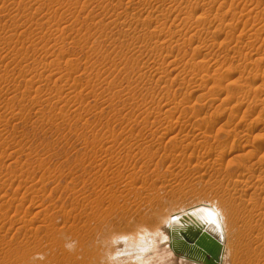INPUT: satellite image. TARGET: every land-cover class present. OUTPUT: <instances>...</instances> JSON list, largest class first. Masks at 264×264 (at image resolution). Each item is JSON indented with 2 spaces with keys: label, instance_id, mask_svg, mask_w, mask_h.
I'll list each match as a JSON object with an SVG mask.
<instances>
[{
  "label": "rangeland",
  "instance_id": "obj_1",
  "mask_svg": "<svg viewBox=\"0 0 264 264\" xmlns=\"http://www.w3.org/2000/svg\"><path fill=\"white\" fill-rule=\"evenodd\" d=\"M247 140L264 144V0H0V264H196L169 250L165 220L140 217L200 200L241 216L225 264H264ZM74 186L114 194L90 230L108 251L84 263ZM146 229L151 252L128 250Z\"/></svg>",
  "mask_w": 264,
  "mask_h": 264
},
{
  "label": "bare ground",
  "instance_id": "obj_2",
  "mask_svg": "<svg viewBox=\"0 0 264 264\" xmlns=\"http://www.w3.org/2000/svg\"><path fill=\"white\" fill-rule=\"evenodd\" d=\"M104 1V0H102ZM160 1V0H159ZM118 2V1H117ZM146 3V2H145ZM140 4V3H139ZM208 4V3H207ZM193 6V5H192ZM158 7V6H157ZM195 7V6H194ZM257 7V6H256ZM253 8V7H252ZM242 10V9H241ZM244 10V9H243ZM242 10V11H243ZM256 10V9H255ZM250 11V10H249ZM262 12V11H261ZM247 14V13H246ZM252 14V13H251ZM134 15V14H133ZM242 16V15H241ZM70 27V26H69ZM46 64V63H45ZM50 64V63H49ZM26 67V65H25ZM6 73V72H5ZM25 73V72H23ZM28 73V72H27ZM50 74V72H49ZM230 74V73H229ZM51 76V75H50ZM35 79V78H34ZM255 80V79H254ZM239 83V82H238ZM242 83V82H241ZM32 84V82H31ZM228 87L233 88L232 85H229ZM239 90V89H238ZM36 91V90H35ZM237 92V91H236ZM239 93V92H238ZM60 95V94H59ZM241 95V94H240ZM236 97V95H233ZM258 95L256 94V97ZM37 97V96H36ZM263 98V97H262ZM240 98L237 97L236 100L238 102H240L239 100ZM222 101V100H221ZM252 101V99H251ZM254 101V100H253ZM236 102V101H235ZM249 107H246L244 109V113H247V111H249ZM170 113V112H169ZM212 124V123H211ZM239 129L238 131H236V136L238 135H242L245 134V130ZM170 130V129H169ZM200 131H202V134L204 135L205 133H207L206 130H203L202 128L199 129ZM167 131V130H166ZM247 133V132H246ZM175 134V133H174ZM173 134V135H174ZM178 134V133H177ZM176 135V134H175ZM180 136V135H179ZM178 136V137H179ZM199 136V135H198ZM177 137V138H178ZM202 137V136H201ZM205 137V136H204ZM182 139V138H181ZM248 141V140H247ZM199 142V141H198ZM205 142V144L207 145V142L204 140L203 143ZM200 144V143H199ZM187 145V144H186ZM220 145H218L219 147ZM174 148V147H173ZM171 149V148H170ZM242 151H245V156H247V159H243L244 163H240V169H242V174L245 175L247 174V172L249 174H251L250 176H248V179H253L257 181V188L254 192L252 191V193L250 194L248 200L249 201H256L257 196H261L263 195L262 200H264V144L262 142H246V144L243 145V143L241 144V148ZM226 150V149H225ZM187 151V150H186ZM178 152V151H177ZM181 152V151H180ZM231 150L228 151V153H230ZM174 153V152H172ZM238 156V155H237ZM236 157V156H235ZM234 157V158H235ZM244 158V155L242 154V156H239ZM237 158V157H236ZM243 160H237L239 161H243ZM15 162V161H13ZM13 162H11V165L13 164ZM239 164V163H238ZM237 164V165H238ZM250 165V166H249ZM14 166V165H12ZM230 166V165H228ZM258 170V173L256 174L255 171ZM256 169V170H255ZM240 171V170H237ZM49 172V171H48ZM46 173V172H45ZM241 173V172H236ZM20 174V173H19ZM247 174V175H249ZM44 175V173H43ZM241 175V174H239ZM21 176V175H20ZM31 176V174H30ZM28 177V176H27ZM42 178V176H41ZM24 179V178H23ZM33 179V178H32ZM99 179V178H98ZM107 180V179H106ZM22 181V180H21ZM113 181V180H112ZM13 182V181H12ZM20 182V181H19ZM105 182V183H104ZM23 183V182H22ZM98 183L101 185L102 188L105 187V185L109 186L107 187V189L112 188L113 184H111L112 182L104 181L102 178L99 179ZM254 182H252L253 184ZM256 183V182H255ZM19 184V183H18ZM21 184V182H20ZM24 184V183H23ZM105 184V185H104ZM76 185V184H75ZM254 185V184H253ZM38 186V185H37ZM19 187V185H18ZM64 187V186H63ZM28 189V188H27ZM31 189V188H29ZM74 194H78V196L81 198L79 199H73L72 203V208H73V212H72V218L73 219V223L75 221H79V222H83V228L81 226H75V228H73V237L77 242H80L78 244V246H76L75 250H74V258L75 260L79 261L80 263L83 262L81 260L82 253H85L86 251H90L93 254L95 253H99L101 255H103L105 252H107V248L103 247L101 245V247L98 248V246L93 245L94 243V238L93 237H103L101 234L97 235L96 233H90V230L92 228V221L95 219L96 217V213L97 211H99V207H101L104 202H105V198L106 197H110L113 196L112 194H108L109 192H107L108 196H102V199L98 197V195H100L101 193L98 191L93 190L92 193H96L97 196H91V194H87L85 191V188H77V186H74ZM83 189V190H82ZM72 190V188H71ZM28 191V190H27ZM88 191V190H87ZM245 192V191H244ZM105 193V192H104ZM111 193V191H110ZM106 195V194H105ZM243 196V191L241 192V195ZM75 197V196H74ZM8 198V197H7ZM14 198V197H13ZM240 198V197H239ZM244 197L241 198V200H243ZM245 199V198H244ZM71 201V200H70ZM184 202V201H183ZM228 202V201H227ZM8 203L7 205L12 206V204H15V206L13 207L16 211V208H20L19 205L21 204H16L13 200H7ZM4 203V204H5ZM38 203V202H37ZM51 203V202H50ZM70 203V204H71ZM222 203V202H221ZM220 203V204H221ZM39 204V203H38ZM253 206L248 208V212H249V216L246 217L245 215H243L244 213H242L243 217L245 220H247V224H252L251 222L253 221V219L255 217H257L258 219H261L263 221L264 218V210L262 207H260L259 205L257 206L255 203H252ZM264 204V203H263ZM61 206V205H60ZM71 206V205H70ZM155 206V205H154ZM232 206V205H231ZM1 207V206H0ZM63 207V205L61 206ZM3 208V207H2ZM66 208V207H65ZM103 208V207H102ZM1 209V208H0ZM62 210V209H61ZM151 210V212H150ZM18 211V209H17ZM36 211V210H35ZM238 211V210H237ZM100 212V211H99ZM70 213V211H69ZM148 213V214H147ZM39 214V213H37ZM98 214V213H97ZM142 219L149 217V216H153L152 220L154 221H158V220H165V227L163 228L162 232H163V236H164V240L166 245H168L169 250L172 251V253H179V251L181 252L182 250H185L184 247L188 246L189 241L191 240V238L193 237V235H196L198 232H200L201 230H205L206 232H208V234H211L213 237L217 238L220 242H221V251L219 253V258L216 260V264H225L227 261V256H228V249H232L233 247L235 248H239L240 247V240L242 239V241L245 243V232H242L240 229L238 228V224L240 221V217L237 215L236 213V208H232L229 206H226L224 203L221 205H215L213 202L211 201H207V200H200V201H190L189 203H186L184 205H182L179 208H175L172 206H164L162 205L157 206L155 209L150 207V209L146 208L142 211ZM147 214V215H146ZM65 215V213H64ZM103 215V214H102ZM43 217V216H42ZM54 217V216H53ZM66 217H70L69 215H66ZM64 217V218H66ZM252 217V218H251ZM51 218V217H50ZM63 219L64 222L65 220L67 221V219ZM97 218V217H96ZM100 218V217H99ZM98 218V219H99ZM137 216L135 217V220H139L140 218ZM101 219V218H100ZM109 219V218H108ZM116 219V218H115ZM114 219V220H115ZM97 220V219H96ZM113 220V221H114ZM24 224L26 223V220H23ZM46 221V220H45ZM72 221V220H71ZM31 222V221H30ZM97 222V221H96ZM101 222V221H100ZM107 222V220H106ZM134 222V221H133ZM255 222V221H254ZM99 223V222H98ZM105 223V221H104ZM53 224V223H52ZM96 224V223H95ZM94 224V226H95ZM28 225V224H27ZM63 225V223H62ZM79 225V224H78ZM138 225V224H137ZM37 226V225H36ZM100 226V225H99ZM60 227V226H59ZM81 227V228H79ZM38 228V227H37ZM70 227V229H72ZM94 228V227H93ZM92 228V229H93ZM101 228V227H100ZM99 228V229H100ZM59 229V228H58ZM102 229V228H101ZM109 229V228H108ZM129 229V228H128ZM133 229V228H132ZM137 229V228H136ZM48 230V229H47ZM94 230V229H93ZM150 230V229H149ZM236 230V231H235ZM109 235L115 236V230H109ZM141 231V230H140ZM148 230L146 229V232ZM144 232V231H143ZM54 234V233H53ZM108 234V233H107ZM129 234V233H128ZM50 235V234H49ZM63 236V235H62ZM119 237V235H118ZM134 237V236H133ZM93 238V243H91ZM152 238V236L150 235V231H148V233L146 235H142L140 237L139 241V247H130L128 250L131 251H143V250H147L148 252H151V246L149 240ZM227 238L230 239V248L227 245ZM72 239V238H71ZM133 239V238H132ZM137 239V238H136ZM96 240V239H95ZM99 240V239H97ZM117 240V239H116ZM125 240V238H124ZM127 240V238H126ZM53 241V240H52ZM57 241V240H56ZM66 241V240H64ZM136 241V240H134ZM61 242V241H60ZM152 242V240H151ZM58 243V242H57ZM64 243V242H63ZM71 243V242H70ZM69 244V243H67ZM72 244V243H71ZM264 244V243H263ZM61 245V244H59ZM65 245V244H64ZM189 247V246H188ZM58 248V247H57ZM63 248V247H62ZM167 248V247H165ZM247 248L248 250L251 248L250 243H247ZM23 250V249H22ZM60 250V249H59ZM65 250V249H64ZM62 251V250H61ZM153 251V250H152ZM116 252V251H115ZM157 252V251H156ZM64 253V252H63ZM66 253V250H65ZM62 254V253H60ZM141 254V253H140ZM150 254V253H149ZM153 254V253H152ZM166 255V253H164ZM180 254V253H179ZM181 259L186 260V258L196 264H201V260L196 258V257H191L189 255V253L187 254H183L181 253ZM249 254L251 256L254 257V252H252L251 250H249ZM137 255V254H136ZM138 256V255H137ZM140 256V255H139ZM159 256V255H158ZM143 257V256H142ZM157 259V258H156ZM160 258L158 257V260ZM37 260V259H35ZM144 259H138V263L139 264H152V263H147L145 261H143ZM160 261V260H159ZM183 261V260H182ZM167 262V261H166ZM84 263V262H83ZM160 264V262H158ZM210 263L215 264L213 260H210ZM154 264V263H153ZM157 264V263H156Z\"/></svg>",
  "mask_w": 264,
  "mask_h": 264
},
{
  "label": "water",
  "instance_id": "obj_3",
  "mask_svg": "<svg viewBox=\"0 0 264 264\" xmlns=\"http://www.w3.org/2000/svg\"><path fill=\"white\" fill-rule=\"evenodd\" d=\"M188 246L184 247L186 251L182 250L181 252L183 254L189 253L191 257L200 259L203 264H211L210 260L216 263L222 248L221 242L205 230L193 235Z\"/></svg>",
  "mask_w": 264,
  "mask_h": 264
}]
</instances>
